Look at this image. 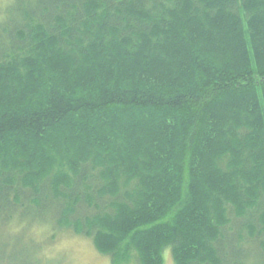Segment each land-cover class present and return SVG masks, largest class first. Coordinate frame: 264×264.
Wrapping results in <instances>:
<instances>
[{
	"label": "trees",
	"instance_id": "obj_1",
	"mask_svg": "<svg viewBox=\"0 0 264 264\" xmlns=\"http://www.w3.org/2000/svg\"><path fill=\"white\" fill-rule=\"evenodd\" d=\"M26 202L112 264L264 255V0L0 7V205Z\"/></svg>",
	"mask_w": 264,
	"mask_h": 264
},
{
	"label": "rangeland",
	"instance_id": "obj_2",
	"mask_svg": "<svg viewBox=\"0 0 264 264\" xmlns=\"http://www.w3.org/2000/svg\"><path fill=\"white\" fill-rule=\"evenodd\" d=\"M0 1L4 9L10 0ZM54 211L49 203L45 207L28 202L0 205V264H112L110 256L99 253L91 239L68 230L59 232ZM247 242L241 245L229 239L226 264H264L259 240ZM164 257V264H174L170 249ZM136 263L131 260L129 264Z\"/></svg>",
	"mask_w": 264,
	"mask_h": 264
}]
</instances>
